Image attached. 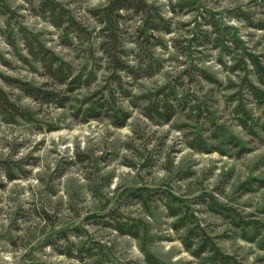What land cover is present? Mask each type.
Returning a JSON list of instances; mask_svg holds the SVG:
<instances>
[{
  "label": "rangeland",
  "instance_id": "rangeland-1",
  "mask_svg": "<svg viewBox=\"0 0 264 264\" xmlns=\"http://www.w3.org/2000/svg\"><path fill=\"white\" fill-rule=\"evenodd\" d=\"M52 2L66 12L60 29L41 0H0V88L32 118L8 124L0 115V264H147L146 254L158 264H208L207 254H191L195 241L185 249V229L173 228L179 217L170 208H181L223 254L264 264V188L257 186L264 181V102L241 85L247 76L259 86L254 60L264 68V0H148L171 33H153L162 46L150 41L141 53L140 17L123 11L128 64L152 60V71L156 63L160 69L136 81L123 76L127 93L115 92L106 115L87 121L84 102L106 96L108 73L90 57L99 30L92 12L106 0ZM20 29L74 74L95 71V80L67 93L64 108L24 95L19 84L60 93L65 86L31 61ZM165 85L174 113L159 124L145 117V96ZM239 103L252 134L235 119ZM111 107L129 114L123 127L107 117ZM228 135L246 153L238 156Z\"/></svg>",
  "mask_w": 264,
  "mask_h": 264
},
{
  "label": "trees",
  "instance_id": "trees-1",
  "mask_svg": "<svg viewBox=\"0 0 264 264\" xmlns=\"http://www.w3.org/2000/svg\"><path fill=\"white\" fill-rule=\"evenodd\" d=\"M43 11H46L54 18V23L56 28H61L66 16V12L58 4L52 2V0H41V6ZM131 12L133 16L140 17V23L137 28L138 40L141 39L143 42L136 43V49L138 53L144 52L149 46L150 41H156V45L161 47L162 42L159 37L153 35V33L169 34L171 33V24L164 20L162 15L158 10L151 5L148 0H106L105 4L92 12V15L97 19L98 23V34L95 43V50L93 53L90 51V57L96 59V61H102L104 65V70L108 73V78H106V91L104 98L101 102H95L88 99L84 102L86 106L83 111V116H85L84 121L87 119H97L102 117L103 109L105 105H109L111 99L114 97V93H127L125 90L126 82L123 80V76H128L134 81L141 77H152L156 71L160 69V64L156 63V70L152 71L154 61L142 66L139 64L137 66H131L128 64L126 58L132 52L126 50V40L124 39V31L121 28L120 20L124 17L121 13ZM68 25L73 27V22L71 19L68 20ZM24 29H20V32L24 35L23 41L27 49V53L31 61L35 62L38 67L43 70L44 75L52 80L55 84L59 86H65V91L63 93L56 92L55 90H44L41 87H34L28 84H19L18 89L26 96L34 99L45 101L48 103H53L57 108H64L68 100L67 93H73L81 88L89 87L91 83L96 78V72L92 71L84 76V72L74 74L70 64L64 62L58 58L54 53L48 50L40 40L34 35L26 36ZM99 52L98 58H94V53ZM24 62L28 60L23 58ZM253 65L257 71V81L259 86H255L247 76L241 80V85L246 88L250 95L255 97L259 102H264V68L259 64L258 60L253 61ZM236 71L234 68L232 72ZM203 78L209 82L216 83L215 80L206 74H203ZM262 87L263 90L259 89ZM166 91H169L165 94ZM173 91V90H172ZM129 93V92H128ZM171 90L168 85L160 88L155 94L145 96L147 99V106H145V117L150 121H157L158 123H167L171 120L174 107L169 103L167 98L171 95ZM230 100L234 101L233 96ZM178 105L179 102H177ZM110 116H107L115 127H123L124 123L129 119V114L123 111L120 107H111ZM198 110V118L200 119ZM233 113H235L238 119L239 126L247 130L250 134L253 133L252 126L250 125V113H248L243 106L237 105ZM0 115L6 117L5 122L8 124H14L18 119H22L26 122L32 120L31 115L22 110L20 106L8 100L6 93L0 88ZM197 122V121H196ZM226 141L232 147L238 150L237 155H242L246 153V150L238 140L232 136L228 135ZM196 147H199L202 152H207L206 143L203 141H195ZM220 151V150H219ZM223 154L224 152H220ZM224 155V154H223ZM257 184L258 187L264 188V181H260ZM141 197V196H140ZM176 199L175 197L173 198ZM211 208L212 211L217 213V207ZM181 208H170L169 214L171 217H179L173 228L175 230L185 229V239L183 240L185 249L190 251V247L196 242L197 249L192 251L191 254L195 258H199L204 254H207L208 264H240L233 257L223 254L218 247L211 242V239L204 235L202 230L198 228L196 222L190 220L189 216L186 214H181ZM227 211V210H226ZM220 212V211H219ZM225 212V211H224ZM220 212V213H224ZM233 217L232 223H235L236 218L232 216L231 213L227 214ZM123 235L135 236V232H124L120 227L115 229ZM147 264H158L153 256L146 254Z\"/></svg>",
  "mask_w": 264,
  "mask_h": 264
}]
</instances>
